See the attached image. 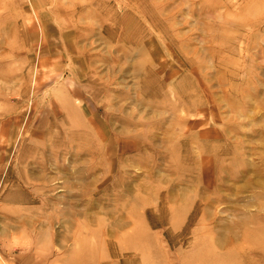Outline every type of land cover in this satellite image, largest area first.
Returning a JSON list of instances; mask_svg holds the SVG:
<instances>
[{
    "label": "rangeland",
    "instance_id": "obj_1",
    "mask_svg": "<svg viewBox=\"0 0 264 264\" xmlns=\"http://www.w3.org/2000/svg\"><path fill=\"white\" fill-rule=\"evenodd\" d=\"M262 246L264 0H0V264Z\"/></svg>",
    "mask_w": 264,
    "mask_h": 264
},
{
    "label": "crops",
    "instance_id": "obj_2",
    "mask_svg": "<svg viewBox=\"0 0 264 264\" xmlns=\"http://www.w3.org/2000/svg\"><path fill=\"white\" fill-rule=\"evenodd\" d=\"M243 250L242 253H237L233 260L225 264H264V246L258 249V257L250 253L249 247Z\"/></svg>",
    "mask_w": 264,
    "mask_h": 264
}]
</instances>
